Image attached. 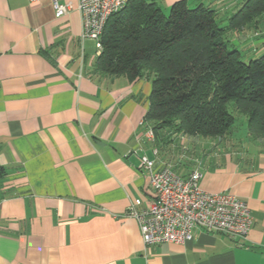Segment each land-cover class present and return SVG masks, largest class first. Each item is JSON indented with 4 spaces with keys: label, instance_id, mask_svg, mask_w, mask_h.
<instances>
[{
    "label": "crops",
    "instance_id": "1",
    "mask_svg": "<svg viewBox=\"0 0 264 264\" xmlns=\"http://www.w3.org/2000/svg\"><path fill=\"white\" fill-rule=\"evenodd\" d=\"M60 1L71 9L58 16L51 0H0V264H264V137L149 136L151 78L94 72L77 0ZM148 1L168 11L178 0ZM185 1L219 25L244 2ZM260 30L226 35L252 58L264 53ZM142 155L182 177L198 169L203 190L238 197L252 216L246 236L195 229L184 243L145 246L124 215L154 199Z\"/></svg>",
    "mask_w": 264,
    "mask_h": 264
},
{
    "label": "trees",
    "instance_id": "2",
    "mask_svg": "<svg viewBox=\"0 0 264 264\" xmlns=\"http://www.w3.org/2000/svg\"><path fill=\"white\" fill-rule=\"evenodd\" d=\"M169 10L165 16L154 2L130 0L112 14L93 71L151 78L144 120L153 134L224 136L235 122L232 103L246 116L248 135L264 137V53L246 62L226 39L230 30L264 29V0H244L225 25L211 8H191L185 0Z\"/></svg>",
    "mask_w": 264,
    "mask_h": 264
},
{
    "label": "built area",
    "instance_id": "3",
    "mask_svg": "<svg viewBox=\"0 0 264 264\" xmlns=\"http://www.w3.org/2000/svg\"><path fill=\"white\" fill-rule=\"evenodd\" d=\"M51 1L58 16L71 9L70 3ZM129 1L77 0L81 37L94 42L97 54L101 51L100 37L107 20ZM148 134L151 136L152 131ZM140 167L148 176L154 199L141 210L137 209L139 201L130 202L124 215L136 220L145 246L184 243L193 239L195 229L229 237H245L248 233L252 216L247 205L232 193L203 190L198 169L182 177L168 166L156 168L154 160L145 155L140 157Z\"/></svg>",
    "mask_w": 264,
    "mask_h": 264
},
{
    "label": "rangeland",
    "instance_id": "4",
    "mask_svg": "<svg viewBox=\"0 0 264 264\" xmlns=\"http://www.w3.org/2000/svg\"><path fill=\"white\" fill-rule=\"evenodd\" d=\"M148 1V0H147ZM170 9V8H169ZM162 11V10H161ZM169 11L170 10H168V11H162V13L166 16V15H168L169 14ZM255 33V32H254ZM256 35H257V33H256ZM258 35H260L259 33H258ZM228 38H230L231 39V37L229 36V37H227V35H226V39H227V41H229V39ZM233 39V38H232ZM231 39V40H232ZM229 43H230V41H229ZM243 54H242V57H243V59L246 61V62H248L249 60V57L247 56V58H244V57H246V51H243L242 52ZM228 108H229V111L231 112V113H233V115L235 116V122H234V124H233V129L235 130V132H237L238 134H243L244 132H245V130L247 129V126H246V116L244 115V114H242V113H238V112H236L235 110H234V108H233V106H232V103H230L229 105H228ZM232 129V130H233Z\"/></svg>",
    "mask_w": 264,
    "mask_h": 264
}]
</instances>
